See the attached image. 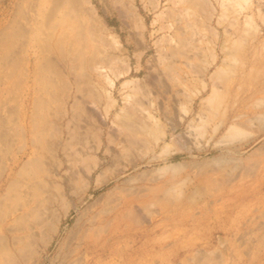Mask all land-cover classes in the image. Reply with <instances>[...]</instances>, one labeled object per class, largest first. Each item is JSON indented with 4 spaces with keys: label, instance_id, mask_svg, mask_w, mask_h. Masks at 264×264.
<instances>
[{
    "label": "rangeland",
    "instance_id": "obj_1",
    "mask_svg": "<svg viewBox=\"0 0 264 264\" xmlns=\"http://www.w3.org/2000/svg\"><path fill=\"white\" fill-rule=\"evenodd\" d=\"M192 1L0 0V264H264V0Z\"/></svg>",
    "mask_w": 264,
    "mask_h": 264
},
{
    "label": "bare ground",
    "instance_id": "obj_2",
    "mask_svg": "<svg viewBox=\"0 0 264 264\" xmlns=\"http://www.w3.org/2000/svg\"><path fill=\"white\" fill-rule=\"evenodd\" d=\"M192 5H193V8H194V10H196V11H199L200 13H201V15L204 17V18H206V19H210V16H212L211 15V10H212V8H210L209 7V5H207V3L205 2V0H193L192 1ZM180 10V9H179ZM179 10H178V12H179ZM182 13V12H181ZM180 13V16L182 15ZM178 15V14H177ZM161 28H162V25H161ZM164 29V28H163ZM116 42V41H115ZM96 68V67H95ZM214 77H217V74L214 76ZM219 77V76H218ZM229 79V78H228ZM228 79H225V80H223L224 81V85H226L227 83V81H229ZM222 80V79H221ZM222 81V82H223ZM226 83V84H225ZM226 87V86H225ZM211 93H212V96H213V93H214V91H211ZM221 93H224V92H221ZM217 95V96H216ZM220 95V97H222L221 96V94H219ZM219 95L215 92L214 93V97H210V95L207 97V99H208V101L209 102H211V103H213L214 104V100L216 101L217 99H219L218 97H219ZM225 95V94H224ZM217 98V99H216ZM216 103H219V102H216ZM159 135V134H158Z\"/></svg>",
    "mask_w": 264,
    "mask_h": 264
}]
</instances>
